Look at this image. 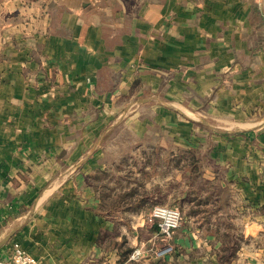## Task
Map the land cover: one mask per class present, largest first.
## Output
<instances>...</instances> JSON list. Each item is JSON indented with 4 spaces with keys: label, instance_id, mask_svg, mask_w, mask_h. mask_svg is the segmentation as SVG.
Returning a JSON list of instances; mask_svg holds the SVG:
<instances>
[{
    "label": "crops",
    "instance_id": "1",
    "mask_svg": "<svg viewBox=\"0 0 264 264\" xmlns=\"http://www.w3.org/2000/svg\"><path fill=\"white\" fill-rule=\"evenodd\" d=\"M263 13L0 0V257L264 264ZM161 204L183 214L169 239Z\"/></svg>",
    "mask_w": 264,
    "mask_h": 264
},
{
    "label": "built area",
    "instance_id": "2",
    "mask_svg": "<svg viewBox=\"0 0 264 264\" xmlns=\"http://www.w3.org/2000/svg\"><path fill=\"white\" fill-rule=\"evenodd\" d=\"M257 1L262 2L263 0ZM151 216L158 222L159 235L166 239L173 237L183 220V214L180 209L167 205L154 206ZM165 249H168V247ZM149 252L154 251L153 249H150ZM144 253L145 250L141 247H135L129 254V260L139 261L143 259ZM0 264H39V262L18 243H15L10 252L5 256L0 257Z\"/></svg>",
    "mask_w": 264,
    "mask_h": 264
},
{
    "label": "rangeland",
    "instance_id": "3",
    "mask_svg": "<svg viewBox=\"0 0 264 264\" xmlns=\"http://www.w3.org/2000/svg\"><path fill=\"white\" fill-rule=\"evenodd\" d=\"M257 3L259 4V5H261L262 3H263V1L262 2H259V1H257ZM56 15H57V17L59 16V14H60V12L57 10L56 11V13H55ZM215 126H220V124H215ZM219 128V127H218ZM121 129H126L125 128V126H123V127H120L119 128V130H121ZM105 180H106V178H105ZM161 205H167V206H170V207H175V208H178V207H176V206H174V205H172V204H161ZM156 206V205H155ZM179 209V208H178ZM152 210H153V208H152ZM152 210H151V214H152ZM152 217V216H151ZM152 219H153V221L154 222H156L157 223V226H158V222H157V220L156 219H154L153 217H152ZM158 229H159V227H158Z\"/></svg>",
    "mask_w": 264,
    "mask_h": 264
}]
</instances>
